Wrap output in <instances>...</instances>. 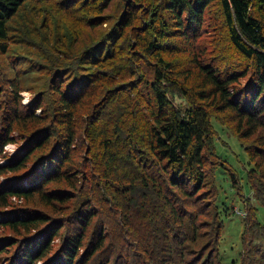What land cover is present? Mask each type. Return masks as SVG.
<instances>
[{"label":"trees","instance_id":"1","mask_svg":"<svg viewBox=\"0 0 264 264\" xmlns=\"http://www.w3.org/2000/svg\"><path fill=\"white\" fill-rule=\"evenodd\" d=\"M214 118L264 207V0H0V264H223Z\"/></svg>","mask_w":264,"mask_h":264},{"label":"rangeland","instance_id":"2","mask_svg":"<svg viewBox=\"0 0 264 264\" xmlns=\"http://www.w3.org/2000/svg\"><path fill=\"white\" fill-rule=\"evenodd\" d=\"M213 9H215V7ZM213 9L210 10L211 15H213ZM208 19H210L209 15ZM180 44V42H176V46H179ZM183 45L184 48H186L189 44L185 42ZM163 48L165 50H171L174 47H171L168 43L164 44ZM198 48L199 47L196 48V52H198ZM187 55V53L183 52L178 55L177 58L181 56V59H184L183 62H186V66H192L189 62V58H185ZM198 56L203 60V55L198 54ZM227 58L235 60L239 65L243 62L242 58L235 51L229 52L228 50ZM208 59L207 56L204 58V64ZM23 95L24 103L29 104L33 98V94L26 91L23 92ZM171 98L178 107L186 108L189 106L188 101L178 97V95H171ZM212 124L217 132L216 150L218 156L226 161L234 172L238 174V182L235 183L232 179V174L228 169L221 168L217 173V184L220 189L218 206L224 220V229L221 236L219 253L223 264H240L242 251L241 237L244 228L243 220L246 218L248 211L243 207V200H250L255 207H258V217L262 222H264V207L261 206V202L255 198L254 192L251 190L248 182V172L252 167L248 152L242 146L239 139L217 121V119L214 118ZM21 145L22 143L20 142L15 144L10 143L5 147V151L11 158H16L19 151L22 150L23 146L21 147ZM5 180L6 179L1 181L4 182ZM233 207L235 208L232 210ZM7 217L8 216H6V218ZM4 232L9 235L13 234L10 231L2 230L0 231V235Z\"/></svg>","mask_w":264,"mask_h":264}]
</instances>
